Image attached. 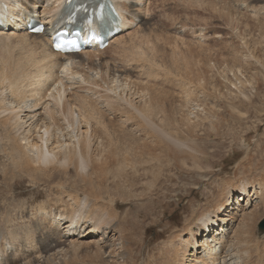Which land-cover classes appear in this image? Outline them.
I'll use <instances>...</instances> for the list:
<instances>
[{"label": "rangeland", "instance_id": "374dc122", "mask_svg": "<svg viewBox=\"0 0 264 264\" xmlns=\"http://www.w3.org/2000/svg\"><path fill=\"white\" fill-rule=\"evenodd\" d=\"M134 1L139 10L125 40L100 60L92 55L94 67L82 69V83L81 68L71 66L74 90L90 91L91 103L76 101L89 106L80 121L89 120L93 131L84 174L77 164L19 174L0 154V253L11 255L3 264H34L42 255L41 264H194L204 255L201 219L213 214L224 217L211 227L225 233V264H264L257 228L264 218V0ZM22 36L0 37V67L19 62L33 71L24 55L39 39L28 45ZM0 87V119L30 103L13 96L7 82L0 80ZM77 97L70 92L66 99L74 105ZM25 111L28 129L38 114ZM4 127L0 123V149ZM69 127L65 121L59 128L67 142ZM221 206L229 214L222 215ZM59 214L78 224L66 231L54 218ZM191 235L198 246H191Z\"/></svg>", "mask_w": 264, "mask_h": 264}, {"label": "bare ground", "instance_id": "6f19581e", "mask_svg": "<svg viewBox=\"0 0 264 264\" xmlns=\"http://www.w3.org/2000/svg\"><path fill=\"white\" fill-rule=\"evenodd\" d=\"M111 2L113 3L115 10L117 11V16L111 17V22L108 24L109 31H112L114 28H119V26L123 27L122 23L124 20L125 25H124L123 33L119 34L118 36H116L114 38L109 37L108 38V42H109L108 46L103 50L97 48V46L94 45L93 43H88V44L84 45V49H82L79 53L62 55L60 53H56V51H54L52 49V32L54 30L58 29L59 27H61L63 25V22L65 21V18H66L67 13H68V4L66 3V0H46L44 5H42L43 0H0V37L1 36L2 37L5 36L6 38L12 37V36L14 37L15 35L20 34V35L24 36V37L22 36V39L26 38L29 40V41L27 40V43L30 42L32 37L39 39V40L37 39L38 42L36 43L39 45V47L34 46L36 49L34 48L33 50H31L32 52H30V51L25 52V55H24L26 57L27 62L31 61L33 63V68H34L33 71L29 72V70L31 68L29 70H27L28 72H26V70L23 71L26 64L19 63V62L16 63L17 65L11 66L8 63L3 61L2 65L0 67V80L2 82L3 81L7 82V84L10 86V91H12V93L14 94L13 96H20L22 98H25L27 101L28 100L30 101V103L28 105H25L26 102L22 105H17L18 107L17 108L15 107L16 113L14 116H7L8 115L7 114L0 119V123L2 124V127L3 126H5V127L9 126V128L4 127V131H5L4 132V135H5L4 138L6 140L2 144L4 146V148L0 149V154H6L11 158V163L13 165L12 167L17 169V171H19V174L23 173V172L24 173L28 172V173H32V174H28V175L33 177L34 174H36L35 172H37L36 167L37 168H39V167L48 168L49 167V169H50L51 165H53V166L58 165V166H64L65 167L67 164L74 165V166H75V164H77L78 168L81 170V172H79V173L84 174L83 171H85V168L87 167L86 163L89 160L88 159L89 158V148H90L89 145H90V140L92 141L91 138L93 135V131L90 132V128H89L90 125L89 124H88L89 126L86 125L89 122V120L86 119L85 120L86 124H85V122L83 123V121H80L81 120L80 118L88 117L87 115L89 113H86L87 114L86 115L85 112L86 111L88 112L87 108L89 106L87 104H85V102L87 101L86 97H88L86 95L90 94V91L88 89H83V90L75 89L74 90V88H76V86L72 87V85H74L75 81L77 82V80H74V78L77 75L75 73V75H76L75 76L73 74V71H70V70L72 68L71 66L74 65L75 68H81V69H77V71H76V72H78V74H80L81 71H83L82 69L84 67H86V68L88 67L86 65H89L90 62L94 63L92 61V59H93L92 55L95 54L97 56L96 57L97 60H100L103 57L102 55H103L104 51L108 47H111L113 45L120 43L122 40L121 38L123 37V39H124L126 34L130 33L127 31L131 28V25L133 24L135 11L138 12V10H139L137 8V6H133L132 3L137 4V1H134V0H111ZM36 23L45 24L44 29L42 30V32L30 33L26 27H28V26L33 27ZM91 26L94 29H96V27L94 25H91ZM24 28H26V31L24 30ZM127 28H129V29L127 30ZM24 41H26V40H24ZM31 43H32V41H31ZM33 43H35V42H33ZM25 44H26V42H25ZM28 45H29V43H28ZM38 48H39V50H38ZM36 50L38 52H36ZM132 54H134V53H132ZM95 55H94V57H95ZM65 59L67 60V62H65L66 61ZM70 59H72V61ZM95 63H96V61H95ZM96 64H98V63H96ZM96 64H95V67L97 66ZM92 65H91V67L89 66V68H93L94 65L93 66ZM8 68H9V70H8ZM86 68H84V70ZM26 69H27V67H26ZM114 71H116V70H113V72ZM85 72H87V70ZM96 72H98V71H96ZM113 72H111V73H113ZM99 73H100V71L97 74L101 76L102 74L101 73L99 74ZM116 75H118V74H116ZM116 75H114V76H116ZM73 76H75V77L72 78ZM78 77H80L81 83H82V80L84 79L83 76L78 75ZM65 78H67V79L64 80ZM68 80H70V82L67 83V85H66L65 82ZM129 80H130V78H129ZM84 81H83V83H84ZM86 82H87V80H86ZM82 86H84V85H82ZM0 88H2V87H0ZM70 92L73 94V96H75V94H78V97L76 98V100L73 99V100H75L74 105H73V103H69L68 99H66L67 95ZM84 96H85V98H84ZM94 96H95V94H94ZM15 98H17V97H15ZM81 98L86 100L84 103L81 102V103H83V105H81L82 109L76 103V101L81 99ZM23 101H22V103H23ZM88 101H89V103H91L90 98L88 99ZM16 103L19 104L21 102L16 101ZM24 105L26 107H28L27 108L28 111H25L26 107L24 109H22V107H24ZM86 105L88 106L87 108L85 107ZM118 105H119V103H118ZM149 105L150 104L148 103V106H145V107H147V108H145L146 111L144 108H142V109L145 112L149 113L150 110L152 109V106H149ZM90 107H93L92 104ZM155 109H156V107H155ZM13 110H10V112H12ZM22 110H24L25 112L31 113L30 114L31 118L32 117L35 118V115L38 114V117L36 116L35 121L31 120V123H32L31 128H29V127H27L28 129H25L26 127L23 128V126L25 125L24 122L26 121V118L24 120V118L21 117L22 116L21 114L24 113V111H22ZM36 110H39V112H37ZM92 111H93V109H92ZM28 115H26L25 117H28ZM61 116H63L64 118L68 117L67 119L65 118V121L69 124L70 127H69V130L66 132H69L72 130V133L70 135H67L72 139L68 142L64 141L62 139L65 136V133H64L65 131L63 132V130H59L60 126H62V122H63V124L65 122V121H62L64 119H62ZM89 117H91V116H89ZM144 117L149 118L148 114H146V115L144 114ZM155 118H156V116H155ZM30 119H29V121H30ZM145 120H147V119H145ZM146 124L149 127L150 120H147ZM151 125H152V123H151ZM155 125H153V126H155ZM160 130H162V129H160ZM163 133H164V131L162 130V134ZM165 135L166 134L164 133L162 136H165ZM34 136H36V139ZM96 139H97V137H96ZM171 146L172 145L168 146V148L169 147L171 148ZM136 148H138L139 151L138 150L137 151L139 153H141L140 154L141 156L140 155L139 156L142 157V154H143L142 148H140V147H136ZM170 150H172V149H170ZM126 152L128 153V151H126ZM129 154H127V155H129ZM133 154L135 155L136 152L133 151ZM173 154L176 155V152H173ZM118 156H119V161L121 163H124V159L125 160L127 159L126 158L127 156L125 154L118 155ZM60 157H62V160L60 159ZM150 157H152V155ZM173 157H174V155H173ZM2 168H3V166H2ZM2 170H4V169H2ZM241 186H242L241 187L242 194H244V196H242V194H240V196H242L243 202H244V200L248 201L247 196H246L247 195V188L245 187L246 185L244 184ZM245 196H246V199H245ZM242 198H241V200H242ZM237 204H238V208H239V202H237ZM221 207H222V211H223L222 215H226L229 212V210L225 209L223 206H221ZM234 208L235 207H231L232 210ZM238 208H236V210ZM215 217H216V219L214 220ZM251 217H250V220L248 223L249 228H253V226H254V223H253ZM255 217H256V215H255ZM54 218L59 219V218H61V215L59 214L57 216H54ZM29 219H30V217H29ZM79 219L80 218H78V220ZM59 221H62V224H66L67 230L66 229L65 230L69 231V232H70L69 229H71L72 227H76V224H78L77 220L75 218H70L69 220L59 219ZM218 221L224 222V217L222 219L221 216H219L218 214H213V215H206V217L201 219V224H203V226L201 225L202 227L200 229H202V231H207V232H205V238L202 239L201 244H200V246L202 247V249L204 251V255H200L201 257H196L194 264H199V263H202V264H225L223 262V260H225V258L222 259L223 257H221L222 248H224L225 243H226L225 233L222 230L220 232L218 231V229L219 228L221 229V227H218V229H215V230H212V227H211L214 223H216ZM216 225H217V223H216ZM212 231L215 234H213L212 238H209V236H211V235L208 236V234L211 233ZM260 234H262L260 237L264 236V233H260ZM69 235H70V233H69ZM215 235H218V237L215 238L214 237ZM62 240H64V239L62 238ZM65 240H67V239H65ZM55 242H57V241H55ZM62 242L64 243L65 241H62ZM190 242L192 243L191 246L192 245L193 246L199 245V243L196 241V238L193 235H191ZM208 242H211V243H208ZM59 243H61V242H59ZM90 243H92V242H89V244ZM202 249H201V251H202ZM15 250L19 251V249H13V250L11 249L12 253H14ZM49 251H51V249ZM0 252H1V249H0ZM49 254H51V253H49ZM5 255H7V253H5ZM34 255H31L32 256L31 258H34ZM8 256L10 257L11 255L8 254ZM14 256L16 257V255H14ZM45 256L46 255L37 256L36 258H38L39 260H36V261H38V262L37 263L33 262V263L34 264H41L40 263L41 259L44 258ZM9 257L3 258L2 254L0 253V264H3V260H4V262H7L10 259ZM220 258L222 259V261H220L221 260ZM27 259L29 260L30 258H27ZM27 259H26V261H27ZM12 264H20V260H18V262H17L16 259H13ZM24 264H30V262L29 263L26 262Z\"/></svg>", "mask_w": 264, "mask_h": 264}, {"label": "water", "instance_id": "95a60500", "mask_svg": "<svg viewBox=\"0 0 264 264\" xmlns=\"http://www.w3.org/2000/svg\"><path fill=\"white\" fill-rule=\"evenodd\" d=\"M258 230L260 231V233H264V218H262L260 220V222L258 223V226H257Z\"/></svg>", "mask_w": 264, "mask_h": 264}, {"label": "snow or ice", "instance_id": "6c2138e0", "mask_svg": "<svg viewBox=\"0 0 264 264\" xmlns=\"http://www.w3.org/2000/svg\"><path fill=\"white\" fill-rule=\"evenodd\" d=\"M57 47H60V45H57Z\"/></svg>", "mask_w": 264, "mask_h": 264}]
</instances>
